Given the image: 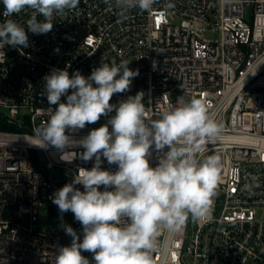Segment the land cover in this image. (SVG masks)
Returning <instances> with one entry per match:
<instances>
[{
    "label": "built area",
    "instance_id": "2783aa9c",
    "mask_svg": "<svg viewBox=\"0 0 264 264\" xmlns=\"http://www.w3.org/2000/svg\"><path fill=\"white\" fill-rule=\"evenodd\" d=\"M3 11L0 0V23L11 18L25 26L31 12ZM28 38L27 48L6 45L0 62V264H55L57 248L70 243L61 225L82 231L49 197L77 166L90 169L93 161L68 163L28 141L49 107L41 96L44 76L70 64V75L87 77L102 60L139 70L111 103L143 91L147 118L154 119L181 99L200 98L221 127L201 157L222 161L211 217L189 218L178 234L161 230L153 264H264V0H156L151 11L133 9L123 19L114 0H79L55 18L51 32ZM104 123L102 117L78 136ZM102 167L116 170L106 160Z\"/></svg>",
    "mask_w": 264,
    "mask_h": 264
},
{
    "label": "clouds",
    "instance_id": "9594fccd",
    "mask_svg": "<svg viewBox=\"0 0 264 264\" xmlns=\"http://www.w3.org/2000/svg\"><path fill=\"white\" fill-rule=\"evenodd\" d=\"M155 3L114 0L122 19L133 9L151 11ZM2 4L4 17L31 12L26 26L11 18L0 23V62L6 59V45L29 47V32L48 34L55 18L76 9L79 0H2ZM129 64L102 60L87 77L79 70L70 75L69 64L43 78L41 96L49 107L42 109L46 119L28 143L55 149L68 163L93 161L90 169L77 166L71 181L49 197L61 214L70 211L82 227L81 239L71 225H61L72 240L57 248L55 264H153L161 230L178 234L189 218L202 222L211 217L222 161L218 155L201 157L206 143L219 138L220 125L200 98L181 99L154 119L147 118L143 91L111 103L115 94L129 91L139 75ZM102 117L106 123L78 136ZM153 153L155 167L150 164ZM105 160L116 170L104 169ZM83 252L91 253L92 260Z\"/></svg>",
    "mask_w": 264,
    "mask_h": 264
},
{
    "label": "water",
    "instance_id": "95a60500",
    "mask_svg": "<svg viewBox=\"0 0 264 264\" xmlns=\"http://www.w3.org/2000/svg\"><path fill=\"white\" fill-rule=\"evenodd\" d=\"M56 190H58V188H56ZM41 222H42V224H45L47 222V218H46L43 210L41 211ZM74 230L76 231V233L79 236H81L82 231L80 229H74ZM69 240H70V243H69V245H70L71 244V240H72V237L71 236H69Z\"/></svg>",
    "mask_w": 264,
    "mask_h": 264
},
{
    "label": "rangeland",
    "instance_id": "374dc122",
    "mask_svg": "<svg viewBox=\"0 0 264 264\" xmlns=\"http://www.w3.org/2000/svg\"><path fill=\"white\" fill-rule=\"evenodd\" d=\"M248 15H249V11L247 10V16ZM39 156H40V159H41L42 163H45L47 161V158H46V156H45V154L43 152H40Z\"/></svg>",
    "mask_w": 264,
    "mask_h": 264
}]
</instances>
